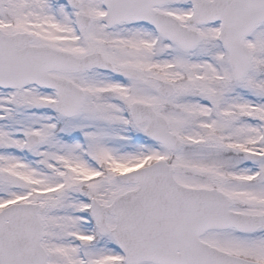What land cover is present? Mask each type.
<instances>
[{"label":"rangeland","instance_id":"374dc122","mask_svg":"<svg viewBox=\"0 0 264 264\" xmlns=\"http://www.w3.org/2000/svg\"><path fill=\"white\" fill-rule=\"evenodd\" d=\"M26 4L36 7L35 26L32 32L38 40L41 43L54 41L62 44L61 38L65 37L66 30L61 26L63 9L61 6L56 7L55 4L57 9L52 11L53 22H50L44 18L45 11L50 8L48 0H0V27H2V15L6 11L11 12L15 8L27 6ZM80 4L88 14L93 15L95 9L93 0H81ZM58 5H60L59 0ZM170 12L179 22L185 24L184 10L180 12L174 9ZM6 31L8 32V29ZM199 31L203 35V42L189 54L181 53L172 46H166V81L174 85L176 94L173 99L166 102L161 111L171 130L178 134L184 144L183 150L176 155L173 167L179 181L187 186H209L211 182H205V179L210 178L231 197L246 201V207L262 208L264 182L257 186L263 191L262 202L249 203L247 197L256 194V191L248 186H241V182L233 178H224L223 172L218 171L213 165L215 163L209 161L211 159L209 155L214 150L248 147L247 145L252 143V137L260 142L257 148L264 150V26L246 43V47L252 50L253 60L249 75L238 84L231 80L227 60L209 57V54L219 53L214 35L209 29ZM66 46L72 50L76 48L73 44ZM116 63L126 66V63L119 59ZM135 86L134 84L133 87ZM249 95L254 101L248 99ZM48 104V98L38 92H24L14 98L0 94V202L7 200V203H4V206H7L15 201L27 199V202L43 205L46 208L43 215V246L50 255V263L80 264L81 261L79 262L72 243V237L80 233L79 228L83 229V226L77 225L78 221L73 217L76 208L82 206L78 199H75L79 194L76 188L90 179H87V175L93 170L87 174L86 167L83 168L81 165L80 155H76L75 152H69V155L64 157L61 153L64 152L63 149L69 151L67 149L69 147L60 144L57 140L67 139L70 134L75 135V133L86 138L90 156L99 162L103 172H98L97 180L91 179L85 195H94L98 200L105 202L111 201L127 190V187L116 181V176L125 169L128 155L135 152L137 154L136 148L150 147L146 144L142 146L135 144V139L144 138L143 131L135 130L136 138H130L128 131L125 133L124 125L120 123L119 113L114 128H111V125L96 123L95 120L89 122V117L85 116L86 119L65 124L64 130L62 127V130L56 133L57 123L53 121L55 117L52 120L49 114L53 109ZM13 105L15 111L10 108ZM112 112H115L114 109ZM248 116L256 119L254 127L245 123L249 119ZM59 120L61 122L60 118ZM194 129L200 135H196ZM29 134L37 135L43 140L40 146L31 152L32 156L37 158L36 165L21 153V146H18L20 140L16 138ZM111 154L114 161L113 169L108 170V164L105 162L110 161L108 155ZM205 156H209V160L205 161ZM84 164L90 166L86 162ZM51 178L52 180L57 178L59 181L65 178L68 186L59 189L56 194L32 197L35 189L42 190L48 188L49 183L54 184L50 182ZM67 197L73 199L66 201ZM232 240L233 238L226 237L224 243H231ZM209 241L222 245L220 240L217 241L214 237ZM95 242L87 245L82 264H116V261L112 260L116 254L109 250L112 241L103 238ZM232 244L222 246L236 250L234 249L236 243L232 242ZM242 250L246 255L252 254L253 257L258 256L259 259L264 260V240L257 236L247 240ZM108 252L113 258L107 257Z\"/></svg>","mask_w":264,"mask_h":264},{"label":"flooded vegetation","instance_id":"af4514ba","mask_svg":"<svg viewBox=\"0 0 264 264\" xmlns=\"http://www.w3.org/2000/svg\"><path fill=\"white\" fill-rule=\"evenodd\" d=\"M94 1L93 15L88 14L82 8V4H78L74 9L66 7L61 19L62 29H66L64 31L65 37L61 38L63 43H55L54 41L45 43L47 46L67 54L68 60L70 57H74L82 61L80 66L76 67L78 71L73 70L74 66L66 65V69L62 73L50 74L52 81L57 80L61 84L60 98L63 106L65 108L78 107V111L73 116L61 117V120L64 124H71L78 119H86L85 116H88L89 122L95 120L96 123L111 125V128H114L117 124L118 113L121 117L120 123L123 124L126 122L125 120H130L128 110L134 104L151 107L157 114L163 115L161 108H164L166 99L159 94V86L160 82L166 81L165 39L157 33L152 23H127L107 27V24L102 20L106 14L102 0ZM176 2L177 0L172 1L169 5L163 3L155 7L149 17L152 19L158 18L160 23L162 18L170 15L171 10L177 9L180 3ZM26 5H23L25 7L15 8L11 12L6 11L2 15L0 30L6 36L24 35L20 39V51L31 52L34 47L44 44L32 32L35 26L34 14L36 7ZM183 6L190 9V6L186 3ZM51 13L52 11L49 8L45 11L44 18L53 22ZM79 16H86L90 20L88 22L78 21ZM79 28H84V30L81 31ZM198 28H205V26ZM72 44L76 46L73 50L66 46ZM77 49L79 50L77 51ZM210 56H214L211 59H228V54L224 50L221 53L209 54ZM118 59L125 62L126 66L117 64ZM134 84L138 88L133 87ZM24 92L36 93L37 89L29 86L20 91L2 93H10L18 97ZM45 93L49 107L54 110L57 105L56 92L48 90ZM112 109L115 112H112ZM212 133L217 134L216 132ZM67 140H70L68 143L70 151L76 148V152L83 153L85 147H88L86 138L76 135V133L73 138H67ZM256 146L257 140L254 137L252 147L243 149L227 148L216 151L213 149L214 152L209 155L211 159L209 160V156L204 158L205 161L214 162L213 165L218 171L223 172L224 178H233L237 181L242 177L244 181H242L241 186H248L254 192L256 191V194L247 197L249 203H253L252 201L262 202L263 199L261 196V192L263 193L262 188L257 186L264 182V172H262L264 166L261 164L264 154ZM216 152L219 154H216ZM249 155H261V157L251 158ZM174 158L170 156L168 161L173 162ZM195 161L198 160L195 159ZM241 162L242 164H239ZM150 163L149 160H146V165ZM243 169L247 171L242 173ZM205 180V182H211L212 184L208 188L218 189L219 186L212 179L206 178ZM134 190L135 186L131 185L127 187L125 193ZM227 200L229 201L227 211L232 214L253 216L264 214V206L262 208L246 207V201L231 196H227ZM108 222L112 226L114 218L108 217ZM262 234L264 233L261 231H256L250 235L240 234L234 230L212 231L203 235L201 241L229 255L251 263L264 264L263 259H259L258 256V258L253 257L252 254H250L252 257L246 255L242 250L247 240L262 236ZM212 237L217 241L220 240V244L224 242V237L233 238L232 242L236 243L234 245L236 250L213 244L209 241ZM232 242L226 244H232Z\"/></svg>","mask_w":264,"mask_h":264},{"label":"water","instance_id":"95a60500","mask_svg":"<svg viewBox=\"0 0 264 264\" xmlns=\"http://www.w3.org/2000/svg\"><path fill=\"white\" fill-rule=\"evenodd\" d=\"M219 1H215L211 5H203L194 0L191 2L196 8V18L201 17L197 23H206L213 20L221 21L224 24L220 41L228 47L231 54L230 63L235 77L240 78L247 71L249 61L248 54L244 53L240 42L244 35L264 22V0H246L249 2V8L245 7L246 15L242 16L245 24L241 23V19L240 21L239 19L236 20L239 23H230V20H226L225 23V17L220 16V11L216 9ZM118 2L127 7H124L123 11L118 10L117 23L132 20L129 15L137 12L136 9H139V6L146 4V0H118ZM214 5H216V8L213 7ZM232 25L238 27L228 31ZM165 30L166 38L169 41L176 42L183 49L189 50L197 44L198 40L195 36L184 34L176 26L168 23ZM228 34L231 38L228 37ZM5 52L6 55L0 59V86L5 85V87L12 89L24 83L46 86L48 85L45 80L47 71L63 69V61L59 58L62 56L41 49L31 53V59H28V63L31 61L28 65L32 69L31 73L26 74L23 68L18 71L14 69L13 71V67L17 68L19 64L21 66L22 60L18 59L17 55L10 57L9 52ZM14 54L20 53L15 52ZM26 76L29 78V82H23L22 79ZM162 92L170 96L173 89L171 86L165 85L160 89V93ZM132 113L136 122L147 123L146 134L150 138L162 144L167 150L176 151L180 147L177 139L169 133L165 121L155 116L149 108L137 106L132 109ZM120 179L125 183L137 182L138 190L134 194V204L139 203L137 206L140 207L145 204L142 201L144 197L181 198L195 195L192 191L183 189L174 182L172 171L164 163L124 175ZM198 196L202 197L204 195L198 194ZM207 196H210V193ZM118 201L127 204L126 200ZM150 204H153V202H150ZM40 213L41 209L37 206H16L10 207L0 214V264H46V255L40 246L42 239ZM217 214L223 217L222 212ZM254 220L247 223L249 225L247 226L248 229L255 226L264 227V217ZM217 221L227 222L230 219L204 218L201 220L202 223L205 222L202 228H205V226L212 228ZM114 236L127 263L151 261L166 264H180L182 262L192 264L194 261L191 251H194L193 246L196 245L197 238L190 235L185 236L183 233L180 235L166 233L163 225L157 224L156 219L153 220L143 215L133 219V217H127L126 213H123L117 219ZM192 238L194 240H191Z\"/></svg>","mask_w":264,"mask_h":264}]
</instances>
